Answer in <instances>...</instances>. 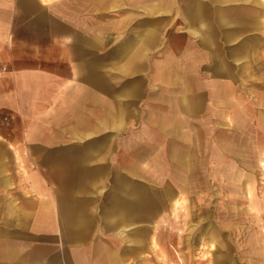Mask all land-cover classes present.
Here are the masks:
<instances>
[{
	"label": "rangeland",
	"instance_id": "374dc122",
	"mask_svg": "<svg viewBox=\"0 0 264 264\" xmlns=\"http://www.w3.org/2000/svg\"><path fill=\"white\" fill-rule=\"evenodd\" d=\"M246 1L197 0L207 14L203 18L209 29L201 23L192 27L215 33L221 46H216L215 60L226 69L221 74L214 71L216 62L208 58L199 34L188 31L183 13L189 0H111L105 20L112 32V27L123 30L119 40L127 46L126 52L137 36L142 52L148 42L156 44L150 55L141 58L147 74L150 62L157 63V80L142 83L141 130L135 134L152 146L156 141L158 154L143 145L141 178L134 184L126 180L132 186L127 187L136 190L135 201L129 195L124 198L128 190L121 193L117 180H110V193H103L102 205L106 208L109 202L111 211L119 209V219L111 217L110 225L89 227L92 241L78 247L85 251L84 264H92L93 254L101 249L117 256L115 264H264V170L259 162L264 161L260 125L264 123V28H237L242 14L258 2ZM154 5L159 12L143 8ZM230 31L236 39L227 42ZM110 37L111 44L117 43L115 35ZM244 40L249 47H258L248 50V59L234 62L226 51ZM169 56L180 63L167 60ZM227 79L229 91L221 99L217 82ZM186 101L193 106L190 113L182 106ZM155 120L169 130L156 133L150 128ZM168 141L173 145L163 147ZM174 146L182 149L180 161L172 158ZM13 150L18 157V148ZM10 154L0 146V165L5 166L0 174L11 171ZM8 183L0 179V264L6 262L5 245L15 249L10 258L22 254L28 264H58L60 256L63 264L73 263L70 256L76 244L60 240L71 235L68 227L58 232L48 220L38 226L5 225L15 222L19 199L31 197L14 194L16 189ZM167 188L174 192L176 203L166 201ZM210 232H214L212 243Z\"/></svg>",
	"mask_w": 264,
	"mask_h": 264
},
{
	"label": "crops",
	"instance_id": "0c3cea01",
	"mask_svg": "<svg viewBox=\"0 0 264 264\" xmlns=\"http://www.w3.org/2000/svg\"><path fill=\"white\" fill-rule=\"evenodd\" d=\"M110 3L0 0V146L12 152L11 171L0 179L14 194L31 196L19 199L15 222L5 225L48 220L58 232L68 227L71 235L60 240L76 244L71 264H84L85 251L78 247L92 241L89 227L119 219V209L102 205L110 180L135 201L136 190L126 180L141 178L143 145L158 154L156 141L152 146L135 134L141 130L142 83L157 80V63L149 61L147 74L141 58L156 44L148 42L142 52L137 36L126 52L119 40L123 30L112 32L105 20ZM161 123L151 121L150 128L168 131ZM5 248V264H28L22 254L10 258L15 249ZM101 250L92 264H109L111 255L116 260L111 250Z\"/></svg>",
	"mask_w": 264,
	"mask_h": 264
},
{
	"label": "bare ground",
	"instance_id": "6f19581e",
	"mask_svg": "<svg viewBox=\"0 0 264 264\" xmlns=\"http://www.w3.org/2000/svg\"><path fill=\"white\" fill-rule=\"evenodd\" d=\"M261 2H262V0L260 1V3ZM260 3L258 0V2L256 1V3H252L249 6L247 12L245 14H242L243 22L240 23L239 25H237V28L250 29V30H259L260 28L262 30V28H264V2H262L263 5ZM156 7L154 5V6H144L143 8L146 11L159 12V10L157 9L158 7L157 8ZM201 8H202V5L198 4L197 0H189L188 4L184 8L185 12L183 13L184 14L183 17H188V22L190 24V26H188V31H190L194 35L199 34V36H200L199 42L201 44H203V46L209 50L208 58H210V60L216 62L214 64L215 65L214 71L219 72L221 74L226 73L225 66L222 65L220 63V61L218 62L217 60H215L217 47L218 48L221 47L220 45L217 46L215 33H213L210 30L208 32L202 31L200 33L198 31L194 30L192 27V25L195 23H201L204 30L209 29L208 23L203 18V16H205V18H206L207 14H205ZM226 39H227V42H230V41H233L234 39H236L234 31L227 32ZM257 47H258V45H253V46L249 47V41L248 40L238 41L236 43V45L228 47V49L226 51V55L228 57H231L230 59L233 60L234 62H238V61L240 62L242 59H248L249 58V56L247 55L249 49H256ZM171 57L172 56H169V58L167 60H169L173 63H178V64L180 63L178 60H174V58L172 59ZM254 57H255V55L252 56V58H254ZM250 58H251V56H250ZM219 63H220V66H219ZM228 83H230V81L228 79L224 80V81L221 80V81L217 82V84H219V86H221L219 88V90H217V95H219V97L221 99L224 98L229 91V88L226 86V84H228ZM182 106H183L184 110L186 109V112H188V113H190L189 110H191V108H193V106H191V104H189V103L187 104V101L182 103ZM172 107L175 108L174 106H172ZM260 125L264 127V123H260ZM197 135H198V132L196 133V137H197ZM171 145H173V143ZM193 145H195L194 141H193ZM181 151H182V149L179 146H174L172 148V158H175V160H179V161L182 160L183 157L181 155V153H182ZM259 162H260V165H262V169L264 170V161L260 160ZM197 167H198V165H197ZM163 193H165L167 195L166 201L172 200V201H174V203L177 202V198L171 189H169V188L164 189ZM250 196H251V194L248 191L246 193V197H250ZM138 234H140V233H138ZM210 240H211V243L214 241V232H210ZM109 261H110L109 264H115V259L113 258L112 255L109 258Z\"/></svg>",
	"mask_w": 264,
	"mask_h": 264
}]
</instances>
